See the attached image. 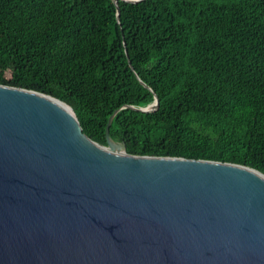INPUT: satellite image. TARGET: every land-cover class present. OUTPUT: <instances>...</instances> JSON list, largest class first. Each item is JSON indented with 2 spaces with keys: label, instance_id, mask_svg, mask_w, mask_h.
<instances>
[{
  "label": "trees",
  "instance_id": "16d2710c",
  "mask_svg": "<svg viewBox=\"0 0 264 264\" xmlns=\"http://www.w3.org/2000/svg\"><path fill=\"white\" fill-rule=\"evenodd\" d=\"M117 6L119 20L112 0H0V84L64 101L104 145L112 116L129 154L264 173V0Z\"/></svg>",
  "mask_w": 264,
  "mask_h": 264
},
{
  "label": "water",
  "instance_id": "95a60500",
  "mask_svg": "<svg viewBox=\"0 0 264 264\" xmlns=\"http://www.w3.org/2000/svg\"><path fill=\"white\" fill-rule=\"evenodd\" d=\"M111 117L104 145L64 101L0 84V264H264L263 172L129 154Z\"/></svg>",
  "mask_w": 264,
  "mask_h": 264
}]
</instances>
